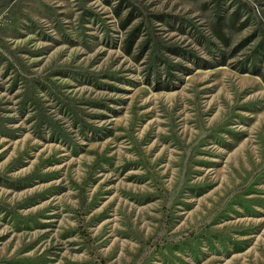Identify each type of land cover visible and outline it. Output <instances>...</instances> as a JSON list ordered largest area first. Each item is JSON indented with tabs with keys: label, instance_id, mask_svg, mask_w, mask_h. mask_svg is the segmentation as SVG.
I'll use <instances>...</instances> for the list:
<instances>
[{
	"label": "rangeland",
	"instance_id": "obj_1",
	"mask_svg": "<svg viewBox=\"0 0 264 264\" xmlns=\"http://www.w3.org/2000/svg\"><path fill=\"white\" fill-rule=\"evenodd\" d=\"M0 264H264V0H0Z\"/></svg>",
	"mask_w": 264,
	"mask_h": 264
},
{
	"label": "trees",
	"instance_id": "obj_2",
	"mask_svg": "<svg viewBox=\"0 0 264 264\" xmlns=\"http://www.w3.org/2000/svg\"><path fill=\"white\" fill-rule=\"evenodd\" d=\"M122 27H124V26H122ZM131 44H132V40L131 41H129V43L127 44L128 45V47H127V53H129V51H130V48H131Z\"/></svg>",
	"mask_w": 264,
	"mask_h": 264
}]
</instances>
